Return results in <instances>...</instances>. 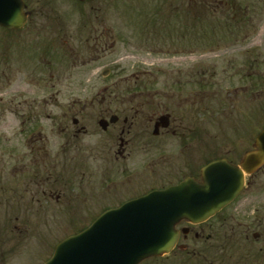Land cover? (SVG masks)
I'll return each instance as SVG.
<instances>
[{
    "label": "flooded vegetation",
    "instance_id": "obj_1",
    "mask_svg": "<svg viewBox=\"0 0 264 264\" xmlns=\"http://www.w3.org/2000/svg\"><path fill=\"white\" fill-rule=\"evenodd\" d=\"M22 1L26 6L24 10L26 22L22 28L7 29L0 26V123H3L2 120L10 119L12 126L14 124L10 134L0 131V264H32L38 257L41 259L39 264H45L52 257L55 247L64 239H60L53 246L48 245V248L38 256L34 250L35 233L55 228L64 231L62 223L65 222V214L69 210L68 204L85 205V211H89V204L102 201L103 198L110 203V194H112L114 204H108L94 214H90V220H95L108 210L116 209L152 192L176 187L185 179L200 180L201 169L212 160L201 167L199 175L194 173V167L188 159L177 170L171 164L167 165V162L166 165H162L158 178L155 177L153 170L150 172V175L154 174L153 179L157 186L148 190L143 189L140 192L136 189L144 186L146 178L136 169H130L132 159L137 155L147 157L152 154V148L146 142L149 139L157 140L166 134H175L172 126L176 122L177 107L181 109L183 104L187 105L188 102H185V99L189 101L191 98L190 102H192L196 92L211 88L212 72H216L215 69L211 72L209 67L204 70H197L193 67L187 74H183L182 70L177 69L169 83L167 76L172 74L173 69L163 68L168 65L165 64L167 62L163 64L162 62L173 61L178 55L180 58L181 56L189 58L194 54L189 51L194 50L196 43L202 44L205 48L199 56L219 58L220 55L217 54L220 53L217 51L224 45L234 46L243 44L247 40L250 41L253 37H239L241 30L246 28L243 26L247 22L243 18L248 17L242 4L250 2L249 7H256V5L253 4L255 0H140L143 3L142 6L148 7L150 12H177L178 15L186 12L185 15L188 18L169 25L165 22L166 14H164V19L161 14H156L151 17L150 22L143 25V30L151 28L154 35L165 34L164 29H169L167 33L173 30L182 36L184 43L178 51H174V54L168 50L161 52L151 50V56L159 58L158 62H161L157 64L158 68L154 74L150 72L147 75L148 71L140 68L131 73L133 77H137V74L141 76L146 74L148 78L156 76L151 84H149L150 80L145 79L140 86H136L137 88L130 87L128 95L134 98L135 104L121 101V104L127 103L131 107L130 110L134 113L132 116L130 111L125 112L120 109L117 111L112 108L109 92L112 93L110 89L114 88L113 84H102L101 87H95V90L92 87V90L99 92L96 98L78 100L73 102L74 105L67 103L58 106V101H51L49 97L52 88H56L57 93L63 86L60 85L61 76H95L97 72H100L104 80L110 76V69L103 68L97 71L98 69L93 67L100 60L110 56V40H112L110 21H95L98 27H91L93 29L86 33L85 43H92L88 46L92 49V59L87 62L80 60L78 64L68 63L66 57L68 52L71 53V48L64 37L67 21H62L57 7V2L61 0ZM62 1L82 7L94 0ZM98 1V4L115 2L126 8L125 0ZM183 2L186 3V8L181 10L183 8L179 7L184 5ZM134 4L137 6V2ZM239 13L242 14V18L238 16ZM41 16L43 22L37 20ZM79 25L78 34L83 32V28L88 29L89 25L94 24L84 20ZM98 28L99 32H97ZM156 29L161 30L156 32ZM89 32H92L91 35ZM212 45L217 47L211 48ZM100 47L101 54L107 53L105 56L100 55ZM248 51L244 55L250 54ZM206 62L209 63V61ZM242 65L236 68L237 73L229 77L240 75L244 69ZM253 66L252 63L251 70ZM257 70L258 65L254 73L246 75L253 78L257 75ZM40 73L41 75H38ZM196 76L201 78L202 83L195 81ZM51 79L55 81L57 87L51 84ZM35 88L41 89L46 95L38 100L39 97L34 94ZM98 88L101 89L98 90ZM166 89L185 96L177 99L174 106L171 105L172 109L161 102ZM2 91L6 93L3 94ZM172 97L177 96L174 94ZM198 97L201 99V96L198 95ZM136 98L139 100L137 101ZM201 100L205 101V97ZM52 105L62 109L66 108V111L69 109L70 113L72 110L77 111L75 115L77 118L70 119L75 133L66 136L68 129L66 114L61 113L59 116L51 117L50 107ZM142 115L146 118L145 123L153 127L148 140L144 137V130L133 126V121ZM88 120L94 124L97 122L98 129L95 132L99 135L110 134L112 130L121 125L116 142L113 138H109L106 141V148L110 144V149L108 148L105 155L96 152V156H92V162L95 161L97 164L93 163L89 171L85 170L87 168L83 164L77 165L73 162L68 168L67 163L70 157L67 154L66 163H59L58 166L54 164L55 166L51 168L49 164L52 152L50 134L53 131L57 133L55 136L60 138L59 145L65 144L70 137L78 139L75 152L77 159L78 156L82 158L86 151L83 146L84 138H80L88 134ZM47 124H53L52 131L46 130ZM132 128L137 137H130ZM182 144L190 146V143L186 141ZM255 150L254 144L250 151ZM227 160L232 164H237L230 159ZM262 172H264V165L247 178L262 175ZM247 178L240 195L230 206L200 224L182 221L175 227L179 237L171 253L167 256L149 259L141 264H264V243L258 244L264 236L262 232L259 233L258 229L261 227L260 218L256 217L253 223L257 231L250 232L249 228L237 223L234 217H228L226 214V211L247 189L249 185ZM135 182L140 184L134 185ZM253 215L257 216L255 212ZM228 221H231L229 226Z\"/></svg>",
    "mask_w": 264,
    "mask_h": 264
},
{
    "label": "rangeland",
    "instance_id": "obj_2",
    "mask_svg": "<svg viewBox=\"0 0 264 264\" xmlns=\"http://www.w3.org/2000/svg\"><path fill=\"white\" fill-rule=\"evenodd\" d=\"M98 2V0H94L93 2L79 7L76 4L61 0V2H57V7L62 16V21H67L66 31H64L66 35L64 33V37H66L68 46L71 48V53L69 54L68 52V56L66 57L68 63L78 64L80 60L87 62V60L92 59V49L88 48L92 43H85V39L87 38L86 33L88 30L90 31L93 29L91 27H98L95 21H110V37L112 38V40H110V56L109 58L100 60L95 66L92 65L96 70L98 69L97 71L103 68L110 69V76L105 80L102 78L100 72H97L95 76H61L62 81L60 85L63 86L57 93L55 91L56 88H52L49 97L51 101L57 100L58 106L67 103L74 105L73 102L78 100H92L96 98L95 96L99 92L94 91L95 87H101L102 84H113L114 88L110 89L112 93L109 92L112 108L117 111H119V109L125 112L130 111L132 112V116H134L133 111L130 110L131 107L127 103L121 104V101L128 103L133 102V104H135L134 98L128 95L130 94V87L132 86L135 88L136 86H140L142 82H145V79L146 81L150 80L149 84H151V81H154L153 79L156 78V76L153 78L147 77L150 72L153 74L156 72L158 68L156 67L157 64H161V62H158L159 58L157 59L151 56V50L156 52L168 50L172 51L174 54V51H178L184 43L182 36L178 35L173 30H170L172 31L171 33H167L169 29H164L165 34L154 35L151 28L143 30V25L150 22V20H152L151 17L156 14H161L163 19L164 14H166L165 22L169 25L174 22L187 20L188 17L185 15L186 12H182V14L179 15L177 12H150L148 7L142 6L143 3H141L140 0H125L124 4H126V8L117 5L115 2H103L102 4H98ZM135 2H137V6H135ZM183 4L184 7H179L183 8L181 10L186 8V3L183 2ZM253 4H255L256 7H249L250 2H244L242 4L245 7L244 11L246 10L248 17L243 18L247 22L243 26L246 28L241 30L239 34V37H253L250 41L247 40L243 44L234 46L224 45L217 51L220 53L217 54L220 55L219 58H205L204 55L199 56L200 53L205 51V48L202 44L196 43L194 45V50L189 51L194 53L190 55V57L188 56L189 58H185V56H181L180 58L178 55L173 61L170 60L171 62L166 60L162 62V64L167 62L165 64L168 65H166L167 67L163 66V68L173 69L172 74L167 76L169 83H171L170 78L174 77L177 69L182 70L183 74H187L193 67L197 70H204L209 67L211 72L214 69L216 71L212 72L211 78L216 86L211 81V88L196 92L192 102H190L191 98L189 101L185 99V102H188L187 105L183 104L181 109L177 107L176 112L178 113L176 114V122L175 125L172 126L174 129L173 132L175 131L173 135L170 133L157 140H148V138L151 137L153 127L145 123L146 118L142 115L133 121L134 127L138 126L144 130V137L148 140L146 142L152 148V154L150 156L143 157L137 155L130 163V169H136L139 174L142 173L146 178L144 186H142L141 189L139 187L136 188L138 190L137 192L157 186V183L153 179L154 174L150 175V172L153 170L155 177L158 178L162 165H166L167 162V165L171 164L174 169L177 170L180 169V166L186 163L188 159L189 163H192L194 167V173L199 175L201 167L208 161L217 158H227L238 164L241 158L251 150L254 139L264 128V0H255ZM131 5L133 7H131ZM36 8L39 9L38 7ZM238 16L242 18V14L239 13ZM37 20L43 22L42 16L38 17ZM84 20L92 22L94 25H89L88 29L83 28V32L78 34L77 31H79V29L77 28L80 26V22ZM145 21L147 22L145 23ZM242 22L245 23V21ZM160 30L161 29H156V32ZM97 32H99V28ZM91 33L92 32H89V35H91ZM64 44H66V42ZM213 47L217 46L212 45L211 48ZM247 50L250 51V54L244 55ZM101 52L102 50L100 47V55L105 56V54H107H101ZM241 55L243 56L240 58ZM206 61H209V63ZM254 61L256 62L254 63ZM252 63L254 65L253 70H251ZM240 65L244 68L240 72V75L229 77L237 73L236 68L238 69ZM257 65L258 70L255 77L252 78L246 75L248 73H254ZM139 68L143 71H148L146 73L147 75L144 74V76H141L137 74V77L131 76V73ZM225 68L226 70H224ZM38 75H41V73ZM195 81L202 83L201 78L197 76L195 77ZM51 84H55L57 87V84L55 81H52V79ZM92 87L94 90H92ZM235 87L236 89H240L234 90ZM100 89L101 88H98V90ZM2 93L5 94L6 92L2 91ZM34 94L36 97H39L38 100H40V97L46 95V93H42L41 89L36 88ZM174 94L178 98H171ZM198 95L201 96V99L205 97V101H202ZM163 96V101L161 102L170 109H172V106H174L173 104L177 102V99L185 97L173 90L170 92L167 89L164 91ZM45 98L47 99L48 97ZM136 100L138 101L139 99L136 98ZM120 106L123 107L120 108ZM61 113L66 114L68 127L66 136L68 137L70 133H75V128L71 125L70 119L72 117L77 118V116H75L77 111L72 110L70 113L69 109L66 111V108L62 109L54 107L53 105L50 107L51 117L54 118ZM2 122L3 123H0V131L5 134H10L14 124L12 126L10 119L2 120ZM87 122L88 134L80 138H84L83 146L86 151L82 158L78 156L77 159L75 152L78 139L70 137L65 144L59 145L60 138L55 136L57 133L53 131V133L50 134V147L52 152L49 164L52 166L51 168L55 165L58 166L59 163H66L65 158L67 154V156L69 155L70 157L67 167L71 166L73 162L74 164L77 163V165L83 164L87 168L85 170L89 171L92 165H94L93 163L97 164L95 161L92 162V156H96V152L105 155V152H107L110 147L109 144V147L106 148V141L109 138H113L116 142L118 139L121 125L112 130L110 134L99 135L95 132L96 129H98L97 122H95V124L91 121L89 122V120ZM52 127L53 124H47L46 130L52 131ZM130 137H137L134 135L133 128ZM185 141L190 143L189 147L183 146L182 143ZM157 151L161 153L159 154ZM161 155L162 157H160ZM159 158L162 159L160 160ZM169 159L171 161H168ZM68 171L70 170L68 169ZM162 173L164 172L162 171ZM248 182L249 185L245 192L234 205L226 211V214L228 217H234V219L238 221L237 223L249 228L250 232L252 230L257 231L253 223L256 217H259L261 223V227H258L259 233L262 232V234H264V172H262V175L258 174L256 177L252 176L248 179ZM138 184L140 183L138 182ZM138 184L137 182L134 183V185ZM111 196L112 194H110V203L107 202V199L103 198L102 201L89 204V211H85V205L68 204L69 210L66 211L65 222L62 223L64 224V227H62L64 231L55 228L46 232H36L34 241L35 253H38V256H40V253L48 248V245L53 246L60 239L72 237L88 227L93 221L89 218L90 214H94L102 207L108 206V204H114V200ZM79 207L83 208L80 209ZM253 212H255L257 216L253 215ZM55 222L58 225V221L56 220ZM230 224L231 221H228V226ZM263 243L264 236L258 244ZM40 261L41 259L38 257L32 264H39Z\"/></svg>",
    "mask_w": 264,
    "mask_h": 264
},
{
    "label": "water",
    "instance_id": "obj_3",
    "mask_svg": "<svg viewBox=\"0 0 264 264\" xmlns=\"http://www.w3.org/2000/svg\"><path fill=\"white\" fill-rule=\"evenodd\" d=\"M85 1V0H79ZM21 0H0V26L20 29L26 22ZM240 167L217 160L201 170V180L153 192L103 213L89 228L60 243L46 264H140L169 254L182 221L200 224L241 193L245 175L264 165V130Z\"/></svg>",
    "mask_w": 264,
    "mask_h": 264
}]
</instances>
